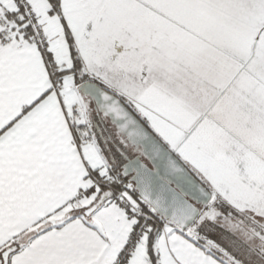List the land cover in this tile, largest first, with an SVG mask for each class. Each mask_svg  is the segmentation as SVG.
I'll use <instances>...</instances> for the list:
<instances>
[{"label": "snow or ice", "instance_id": "1", "mask_svg": "<svg viewBox=\"0 0 264 264\" xmlns=\"http://www.w3.org/2000/svg\"><path fill=\"white\" fill-rule=\"evenodd\" d=\"M0 264H264V0H0Z\"/></svg>", "mask_w": 264, "mask_h": 264}]
</instances>
